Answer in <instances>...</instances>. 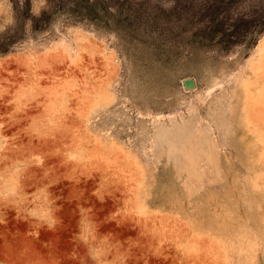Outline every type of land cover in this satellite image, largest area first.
<instances>
[{
    "label": "rangeland",
    "instance_id": "rangeland-1",
    "mask_svg": "<svg viewBox=\"0 0 264 264\" xmlns=\"http://www.w3.org/2000/svg\"><path fill=\"white\" fill-rule=\"evenodd\" d=\"M0 264H264V0H0Z\"/></svg>",
    "mask_w": 264,
    "mask_h": 264
},
{
    "label": "water",
    "instance_id": "water-1",
    "mask_svg": "<svg viewBox=\"0 0 264 264\" xmlns=\"http://www.w3.org/2000/svg\"><path fill=\"white\" fill-rule=\"evenodd\" d=\"M193 83H194V82H193V80H192V79H190V78L185 80V85H186L187 87H190V86H192V85H193Z\"/></svg>",
    "mask_w": 264,
    "mask_h": 264
}]
</instances>
